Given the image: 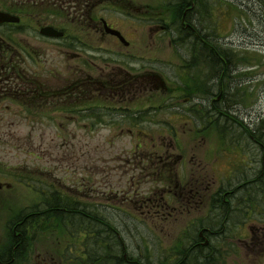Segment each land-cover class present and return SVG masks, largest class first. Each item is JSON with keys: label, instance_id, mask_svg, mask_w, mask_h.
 Returning a JSON list of instances; mask_svg holds the SVG:
<instances>
[{"label": "rangeland", "instance_id": "1", "mask_svg": "<svg viewBox=\"0 0 264 264\" xmlns=\"http://www.w3.org/2000/svg\"><path fill=\"white\" fill-rule=\"evenodd\" d=\"M114 1L131 11L107 18L124 33L128 46L105 32L97 33L94 27V31H79L74 14L51 13L55 9L50 0H6V7L22 15V21L14 33L17 44L7 42L10 58L3 61L7 70L22 71L17 82L26 79L29 88L23 90L22 84L0 93V244L9 245L13 231L8 225L20 216L48 215V192L54 184L59 193L68 192L70 211L76 210L79 200L91 209L86 210L91 218L81 239L87 252L97 253L98 264H120L119 248L127 253L130 264H174L178 254H184L179 264H188V254L180 249L206 227L212 232L199 241L202 249L196 264H264V161L260 167L256 161L260 148L249 136L259 137L258 127L264 128V55L259 66L256 56V43L264 40V0H162L167 3L164 9L160 0ZM196 1L202 11L196 20L199 28L209 29L216 48L229 53L223 89L217 77L205 81L220 75L222 64L205 69L188 59L193 51L181 25L165 34L158 24L142 18L152 11L146 4L155 6V14L168 15L167 26L181 21L185 4ZM50 23L64 26L67 37L54 41L42 36L40 28ZM102 27L98 24V30ZM74 38L78 47L65 45ZM96 46L102 47L98 56ZM123 64L136 69L125 74ZM125 76L127 95L113 93L108 98L97 88L98 81L104 86L111 78L118 87ZM82 78L96 81L95 89L74 90ZM200 78L203 92L197 89V95H189L203 82ZM163 85L171 95L158 101L157 91ZM213 95L235 108L227 118L215 112L211 124L201 121L206 120L201 117L206 107L199 106V101L208 103ZM86 99L93 100L88 102L92 109L109 103L108 115L93 118L83 113L71 118L68 108L87 105ZM121 107L158 109L130 123L112 115ZM170 189L176 192L167 197L173 204L154 206L153 201ZM226 190L231 198H225ZM220 191L216 204L211 196ZM247 192L254 204L245 213L242 205ZM148 197L154 199L144 203ZM230 201L239 206L232 209ZM48 212L63 216L62 210ZM98 218L101 222L96 224ZM74 220L71 231L80 224ZM33 222L38 232L22 254L21 264L59 263L52 256L59 258L58 248L73 239L56 234L57 222L49 227V221L40 218ZM112 231L118 239H107ZM89 232H96L94 238L100 236V240L96 243L87 237Z\"/></svg>", "mask_w": 264, "mask_h": 264}, {"label": "flooded vegetation", "instance_id": "2", "mask_svg": "<svg viewBox=\"0 0 264 264\" xmlns=\"http://www.w3.org/2000/svg\"><path fill=\"white\" fill-rule=\"evenodd\" d=\"M15 2H18L19 0H13ZM51 3L53 2V9H55V11H57V13L59 14L60 12H64L68 14H74L76 16V28H79V31H94L92 28L94 27V29L97 31V33L100 31L101 33L105 32L104 30V25L102 23L103 20V13L105 12V15L108 18H111L112 16L115 15V11L117 9H105L104 5L107 3H111L114 7L115 5H117V3H115L114 0H106L105 2H102L101 0H50ZM127 2L129 3L130 0H127ZM6 0H0V10H5V11H10V12H15L14 10H12V8H8L5 5ZM109 4V5H111ZM111 5V6H112ZM185 12L183 13V19L181 22V28L184 33H186V36L188 37V39L190 40V45L193 47V55L192 57H189L188 59H193L196 63H199L200 65L204 66L205 69H208L211 67V65L214 67V63L215 61H217V63H221L224 66L223 72L224 74L227 73V69H228V64L230 61V57L228 59L227 56H229L228 52H223L220 51L219 49L216 48V43L213 39L212 34L210 33L209 29H200L198 24L196 23L197 20V16L200 14L199 12H201V6L200 9L196 8L197 7V1L196 3L193 2L191 5L190 3L185 4ZM15 6H20V7H15L17 9H23L21 4H15ZM107 6V5H106ZM150 5L146 4V7L149 8ZM61 9V10H60ZM60 11V12H59ZM190 11H195L196 13L190 15L189 12ZM84 15H88L89 18H86ZM162 18V17H161ZM81 19H84V23L82 24L80 22ZM153 18L149 17H143V20H151ZM107 20V19H106ZM164 20V19H163ZM95 21L96 24V28L95 26H93ZM108 24L114 27L112 24L109 23V21L107 20ZM93 23V24H92ZM98 24H101L103 27L98 30ZM80 25V26H78ZM56 27H58L59 29H63L64 32H67L64 28V26H57L54 25ZM162 26V24L159 22L158 25ZM6 24H2L0 25V93L1 92H5L7 91V65L6 62H4L3 60L6 58H10V56L6 55L7 53V48H8V44H7V39H6ZM120 30V28H118ZM169 27H166L163 29V33H168L169 32ZM121 31V30H120ZM122 32V31H121ZM123 33V32H122ZM181 34H179L180 36ZM65 37H67V33L65 34ZM256 51H257V61H258V66L262 64V61H260V55H264V40H259L256 43ZM129 44H126L125 46H128ZM99 49H102L101 46H96L95 52H96V56H98V53L100 51H98ZM3 56V58H2ZM5 57V58H4ZM79 57V56H76ZM111 59H115L110 57ZM118 60L116 62H123V61H119L120 59H115ZM3 61V62H2ZM121 64V63H120ZM123 68H122V72H124L125 74L128 72L129 73V69H136V68H129L126 67L128 66V64H123ZM12 72L11 75H9V78H14L15 81H20L22 79V77L20 76V73H22L21 70L17 71L16 70H10V73ZM259 74H261L259 72ZM129 77V76H128ZM130 78V77H129ZM214 78V75L208 79H206L207 81H212ZM203 78H200V80ZM199 80V81H200ZM127 76H125L118 85V87H115V83H114V78H111L108 81V85L107 83L102 86H100V83L98 81V90L101 92V90H103L102 92L109 97H111L113 95V93L120 94L121 96L123 95H127L128 94V90H127ZM139 82V80H138ZM138 82H135V84H137ZM131 82H128V86L130 85ZM142 84V82L140 83ZM163 84V83H162ZM199 86V82L197 84ZM163 90L159 89L157 91L158 95H156V97L158 98V101H165L166 100V95H168V91H170V89H168V87L165 85H163ZM120 90H122L120 92ZM99 92V93H100ZM107 94H106V93ZM126 101V100H125ZM207 110L204 113L203 117L206 120H201L204 122H212L213 120V114H214V101H210L208 100L207 103ZM156 108V107H155ZM138 109V108H137ZM260 109V107L258 106L255 109V114L256 112ZM145 111L146 114L150 115L156 112V110H152V109H143ZM118 113H123V114H117L115 113L116 118H126L123 120H127L130 123L135 122V120L133 118H129V116H134L135 115V110H131L128 108H124L121 107L119 109V111H117ZM138 114H140L139 112H137ZM263 116V115H262ZM262 116H259V118H261ZM120 120V121H123ZM147 122V121H146ZM156 122L159 123H163V121L161 120H157ZM98 123H101V121H98ZM144 123V122H143ZM256 146L258 147L259 153H258V158H257V163L260 164V167L263 165V161H264V145L260 142V139H256ZM259 173L256 175V178H259ZM261 180V179H260ZM259 180V181H260ZM54 187H56L55 185H51V192H48L51 196L49 198V200L46 203V212L48 213L47 216L44 215V212H35L34 214H28L25 216H20L16 221L9 223L8 227L13 231V235H12V244L11 241L7 244H0V264H21V256L23 253H26L27 249H28V245H30V242H34L35 238H36V233L37 231V226H33L35 220H37L38 218L42 219V220H46L49 221L48 227L52 225V223L57 222L59 227H56L54 229H59L56 234L60 235L62 238H65L66 240H69L70 236L73 239L72 243H65V245H62L58 248V255L59 258L55 257L52 259L56 261H58L59 263L56 262V264H86L84 261L86 260L87 264H98V255L97 253H95V258L91 259L90 258V252L85 249V245L83 243V239H81L82 236H84L86 234V221L88 219L91 218V216H87L85 214V204L81 205L82 203H79L81 200H79V202H76V210L75 211H70L69 206H67L69 200H67L66 198L68 197L67 195V191H64L62 193L57 192L56 190H54ZM178 187V184H177ZM53 188V189H52ZM64 189V188H63ZM201 190V188L199 187L196 191H193L196 193V195H198V192ZM52 192H55L56 195L53 196V194H51ZM214 192H212L213 194ZM230 192L227 191L225 192V198H229L231 196V194H229ZM58 194V195H57ZM172 195H176L175 190L173 191V189L168 190V193L165 191V193L162 195L161 199H155L153 201V205L154 206H167L170 204H173L170 202L169 199H167V197L172 196ZM193 195V194H191ZM213 197V196H211ZM152 199L154 198H147V200H145L144 203H151ZM66 200V201H65ZM150 207V206H149ZM59 211L62 210L63 211V216L61 217L59 214V216L57 215H53L51 213H49L48 211ZM150 211V210H149ZM72 212V215H70V213ZM34 215H38L39 217L35 218L32 222L30 221V219L33 218ZM53 215V216H52ZM73 219V220H72ZM74 219H78L79 223L77 225V228H75L74 230L71 231V227H73V225H71L72 223H74ZM98 220V219H96ZM262 220H260L259 223H261ZM96 224H98V222H96ZM206 229V228H204ZM209 232H212L211 229H208ZM93 235L95 236L96 233H93ZM207 231H204L203 234L200 233V241L203 242V240L205 238H207ZM86 236V235H85ZM88 237V236H87ZM93 240L92 237H89ZM97 238L95 239V242L97 243ZM74 246L73 248L71 246ZM199 245V241H197V238H190V241H186L184 248H181L180 250H184L185 249V258L187 259V263L188 264H196L195 260H198L199 255L198 252L199 250H201L202 248L197 249V246ZM120 251H122L121 248L117 249V253H119V255H117V259L118 261L121 263L125 264H130V259L127 255L126 252H124V254H122V258H121V253ZM124 251V250H123ZM70 253H74L75 255L77 254V257L74 258H69L67 257V255H69ZM184 254H178L176 255L177 258L179 260H182V256ZM178 259L174 260V264H179L180 262H178ZM202 259L204 260V257H202ZM53 261V260H52ZM37 264V263H36ZM182 264V263H181Z\"/></svg>", "mask_w": 264, "mask_h": 264}, {"label": "trees", "instance_id": "3", "mask_svg": "<svg viewBox=\"0 0 264 264\" xmlns=\"http://www.w3.org/2000/svg\"><path fill=\"white\" fill-rule=\"evenodd\" d=\"M264 6V5H263ZM163 7H165V6H163ZM151 8H152V14H155V12H154V10H155V8L156 7H153V6H151ZM154 12V13H153ZM156 15H158V14H156ZM159 16V15H158ZM161 17V16H160ZM19 26L20 25H18V26H9V24H7V27H6V39H7V41H9V42H11L12 44L13 43H16L17 44V41H16V37H15V35H14V33L15 32H17V31H19L18 30V28H19ZM78 40H79V38H77ZM75 40V38L73 39V41H70V43H68L67 42V40H66V43H65V45H67V46H69V47H74V46H77V44H76V42L74 41ZM61 42H63V41H61ZM78 47V46H77ZM216 63H217V61H215ZM9 74V73H8ZM220 77V76H219ZM10 80V81H8V86H7V89L9 90V88H10V90L11 89H14V88H16V87H22V84H23V90L25 89V90H28V88H29V85L26 83L28 80H24L23 82L24 83H21V82H17V81H12V79L11 78H7V80ZM218 79V78H217ZM222 79L220 78V81H221ZM12 81V82H11ZM97 86V82L96 81H93L92 79H89V78H85V79H83L82 78V80H81V82L79 81L78 83H76V85H75V89L74 90H86L87 89V91H91V90H93V89H95V87ZM13 97V96H12ZM213 97H214V95H213ZM216 99V98H215ZM85 101H88V99H86ZM214 103H215V106H216V108H215V111L216 112H218V114L220 115H224V114H226V110H224V109H220V108H218V107H222L223 106V100L221 99L220 101H217V100H215L214 101ZM75 107H77V105H72V108H75ZM77 111V109H73L72 110V113H68V114H72V116L71 117H74V116H76L77 114H83V113H85V114H89L90 116H92L93 118H98L100 115H108V113L109 112H103V111H100V110H98V107L97 108H95V109H92V107H88L87 109H86V111L85 112H81V113H78V112H76ZM98 114V115H97ZM115 114V113H114ZM114 114H112V115H114ZM117 114H123V113H117ZM143 114H145V112H141L140 114H135L134 116H129V118H133L134 120L135 119H137L138 120V118H140ZM225 118H227L226 116H225ZM136 121V120H135ZM258 130H259V133H260V136L259 137H257V139H260L262 136H264V128H258ZM257 130V128H255V130L254 131H258ZM254 131H251V132H254ZM254 134H255V132H254ZM263 188L264 187H262L261 188V190H263ZM227 191H229L230 192V190H226L225 192H227ZM51 194H53V196H55L56 195V193L55 192H52ZM229 194H231V192L229 193ZM222 196V191H220L219 193H216L215 195H214V202L216 203V204H218L219 202H220V200L221 199H219V197H221ZM230 198H231V196H230ZM244 200L246 201V202H244V204L242 205L243 207H244V210H245V213H246V209H248L249 207H251L252 206V204H254V198H250V192H247L246 193V197L244 198ZM231 202V206H232V209H233V207L234 206H239V203H237L236 205H233V203H232V201H230ZM226 203V202H225ZM227 206H228V204H227ZM86 210H91V209H86V207H85V214L87 215V216H90L91 214H88L87 212H86ZM94 216V215H93ZM96 216V215H95ZM220 217H222L221 219H223V222H224V220H225V217H226V214L225 213H223V214H221L220 215ZM99 222H101V219L100 218H98V223ZM205 225V224H204ZM98 232H100V231H98ZM94 233H96V232H94ZM114 235V236H113ZM100 237V236H99ZM98 237V238H99ZM101 238V237H100ZM100 238L98 239V240H100ZM108 238H115V239H118V234L117 233H115V232H113L112 231V233H111V236L110 237H107V239ZM195 238H197V241L199 240V238L198 237H195ZM189 241H190V239H188ZM119 242H120V240H119ZM199 248H202V246L201 245H198L197 246V249H199ZM121 252V258H122V254H124L123 253V250L122 251H120ZM92 256H94L95 257V252H92V254H91ZM200 259L202 260V261H204L203 259H202V256L200 255ZM145 264V263H144Z\"/></svg>", "mask_w": 264, "mask_h": 264}, {"label": "water", "instance_id": "4", "mask_svg": "<svg viewBox=\"0 0 264 264\" xmlns=\"http://www.w3.org/2000/svg\"><path fill=\"white\" fill-rule=\"evenodd\" d=\"M20 20L19 17L6 13V12H1L0 11V23L2 22H18ZM107 31L120 35V32L113 30L107 26ZM43 34L49 35V36H59L62 34V32H58L55 28L53 27H45L41 30Z\"/></svg>", "mask_w": 264, "mask_h": 264}]
</instances>
